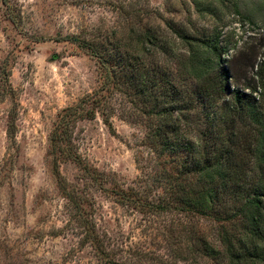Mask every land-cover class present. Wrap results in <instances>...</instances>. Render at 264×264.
Masks as SVG:
<instances>
[{"label":"rangeland","instance_id":"1","mask_svg":"<svg viewBox=\"0 0 264 264\" xmlns=\"http://www.w3.org/2000/svg\"><path fill=\"white\" fill-rule=\"evenodd\" d=\"M236 2L242 15L235 14ZM7 5L9 10L0 0V264H97L88 233L118 264H226L206 257L199 242L206 239L221 250L218 223L149 216L116 203L74 161H55L49 135L59 113L98 87V61L81 47L83 41L104 36L134 41L156 31L172 47L170 57L156 62L178 82L174 54L185 55L180 37L215 36L226 47L225 67L238 56L235 71L241 75L246 61L254 63L253 72L261 62L264 0H7ZM193 85L186 81L183 87ZM110 111L72 123V152L82 168L103 175L106 187L139 186L153 197L159 175L144 158L143 131L130 123L120 99ZM11 118L13 138L7 135Z\"/></svg>","mask_w":264,"mask_h":264},{"label":"trees","instance_id":"2","mask_svg":"<svg viewBox=\"0 0 264 264\" xmlns=\"http://www.w3.org/2000/svg\"><path fill=\"white\" fill-rule=\"evenodd\" d=\"M1 3L10 9L7 0ZM233 7L242 15L238 2ZM154 32H142L134 41L128 37L132 42L110 36L82 42L98 61V87L59 113L49 135V154L58 155L55 161H74L95 188L138 213L215 221L221 250L206 239L199 241L211 260L264 264V34L257 46L261 62L253 72L254 63L246 61L241 75L235 71L238 56L230 69L225 67L226 47L217 37L183 35L186 56L174 54L181 69L174 82L156 62L161 55L170 57L172 47ZM186 81L194 84L190 90L183 87ZM118 99L130 123L143 131L144 158L159 175L153 197L139 186L106 187L103 175L82 168L72 152V123L96 114L106 117ZM103 122L110 127L107 119ZM14 129L11 118L7 130L11 138ZM88 234L97 264H118L115 254L99 250L96 236Z\"/></svg>","mask_w":264,"mask_h":264}]
</instances>
